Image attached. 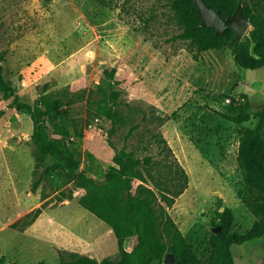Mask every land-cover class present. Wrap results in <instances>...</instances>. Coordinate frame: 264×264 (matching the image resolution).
I'll list each match as a JSON object with an SVG mask.
<instances>
[{
  "label": "rangeland",
  "instance_id": "obj_1",
  "mask_svg": "<svg viewBox=\"0 0 264 264\" xmlns=\"http://www.w3.org/2000/svg\"><path fill=\"white\" fill-rule=\"evenodd\" d=\"M182 31L170 0H0L6 79L21 101L34 105L47 93L64 102L74 158L99 181L116 150L107 143L112 122L96 116L90 102L105 69H117L129 122L112 140L118 149L161 161L166 139L189 175L168 212L205 262L219 211L234 212L240 233L256 220L237 195L245 180L239 131L259 122L264 67L242 68L230 48L195 60L190 41L177 38ZM228 97L251 104L249 122L239 125L223 115ZM12 101L0 93V264H58L71 252L99 262L119 259L112 228L81 205L73 183L52 171L33 188L42 173L36 172L35 125ZM54 122L47 121L51 132ZM53 161L49 156L46 166ZM232 252L236 264H264V237L233 245Z\"/></svg>",
  "mask_w": 264,
  "mask_h": 264
},
{
  "label": "trees",
  "instance_id": "obj_2",
  "mask_svg": "<svg viewBox=\"0 0 264 264\" xmlns=\"http://www.w3.org/2000/svg\"><path fill=\"white\" fill-rule=\"evenodd\" d=\"M99 1L108 4V0ZM205 2L219 10L222 17L233 14L242 3L244 15L252 20L254 27L241 41L236 39L233 29H226L218 35L213 27H200L201 18L192 0H170V9L183 30L177 38L190 41L194 59L199 60L200 54L209 50L230 48L236 63L242 68H263L264 0ZM252 42H255V53L259 57L251 53ZM116 75V68L105 69L104 78L95 91L97 97L90 102L96 116L106 117L112 122L107 143L116 150L110 167L105 171V181H99L81 170V162L74 158L71 134L65 125L64 102L47 93L34 105L21 101L16 88L5 77L3 57H0V93L4 99H12L15 108L27 112L35 125L33 138L39 150L36 172L42 173L33 188L36 190L40 186L43 175L57 172L65 184L73 183L81 195V205L107 223L118 240L119 259L105 258L99 262L91 256L71 252L58 264H164L169 253L176 256L177 264H236L233 245L264 237V106L257 114L258 124L254 128L243 126L239 131L238 159L245 171V180L242 186L237 187V195L256 220L250 230L240 233L234 231V212L230 208L219 211L216 227L220 226L221 232L210 238L204 262L168 212L187 189L189 175L166 139H161L167 151L161 161L151 153L140 156L138 149H118L112 140L129 122ZM228 99L230 104L223 115L239 125L249 122L251 104L231 97ZM49 118L55 120L52 132L47 123ZM49 156L54 161L46 166ZM40 213L38 209L33 221ZM127 242H132L131 250L126 248ZM38 264L47 263L41 261Z\"/></svg>",
  "mask_w": 264,
  "mask_h": 264
},
{
  "label": "water",
  "instance_id": "obj_3",
  "mask_svg": "<svg viewBox=\"0 0 264 264\" xmlns=\"http://www.w3.org/2000/svg\"><path fill=\"white\" fill-rule=\"evenodd\" d=\"M192 1L198 8V13L201 18L200 27H213L216 29L218 35L223 34L226 29H233L236 31V39L241 41L254 27L252 20L244 15L242 3H240L239 7L233 14L227 17H222L220 11L213 6L208 5L205 0ZM251 53L253 56L259 57L255 53V42H252L251 44ZM214 232L219 234L221 232V227L214 228ZM164 264H177L176 256L172 253L167 254L164 259Z\"/></svg>",
  "mask_w": 264,
  "mask_h": 264
},
{
  "label": "built area",
  "instance_id": "obj_4",
  "mask_svg": "<svg viewBox=\"0 0 264 264\" xmlns=\"http://www.w3.org/2000/svg\"><path fill=\"white\" fill-rule=\"evenodd\" d=\"M227 102H230V99H227Z\"/></svg>",
  "mask_w": 264,
  "mask_h": 264
}]
</instances>
